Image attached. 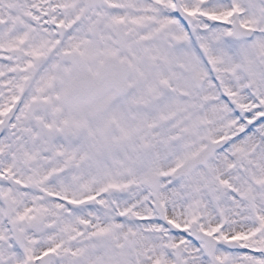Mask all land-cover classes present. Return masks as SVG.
<instances>
[{"label":"snow or ice","instance_id":"1","mask_svg":"<svg viewBox=\"0 0 264 264\" xmlns=\"http://www.w3.org/2000/svg\"><path fill=\"white\" fill-rule=\"evenodd\" d=\"M0 264H264V0H0Z\"/></svg>","mask_w":264,"mask_h":264}]
</instances>
